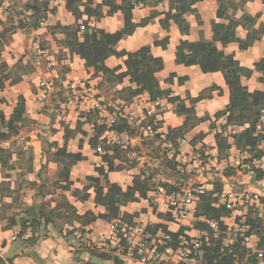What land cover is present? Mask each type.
I'll list each match as a JSON object with an SVG mask.
<instances>
[{
	"label": "crops",
	"instance_id": "obj_1",
	"mask_svg": "<svg viewBox=\"0 0 264 264\" xmlns=\"http://www.w3.org/2000/svg\"><path fill=\"white\" fill-rule=\"evenodd\" d=\"M43 1L0 0V117L16 120L17 103L23 102L21 120L15 121L17 135L0 142L11 151L9 165L3 168L0 163V264H114L113 258L119 264H144L135 258L124 260L117 245L124 243V230L138 228L160 240L164 232L156 225L201 241L210 231L214 237L221 235L224 247L239 241L256 248L259 237L249 233L248 225L244 229L248 242L231 235L246 220L248 210L234 201L227 206L220 198V194L257 193L264 202V178L255 180V171L241 172L232 166L244 146L237 147L228 135L229 148L219 150L214 136L225 122L215 114L228 112L239 98L221 70L203 71L197 62H181L176 51L183 40L213 41V25L222 24L226 30L245 12L253 23L234 24L226 30L233 33V40L214 45L219 53L231 55L239 68L249 70L248 75L239 73L244 92L262 90L264 73L255 65L264 58V0L198 1L194 11L182 15L187 31L172 19L161 24L165 6L144 0H137L128 20L119 8L122 0H74L70 6L68 0L57 6L48 0L34 27L36 16L25 6L43 11ZM221 1L223 16L218 17ZM124 5L128 7L127 2ZM84 22L104 35L120 32L119 39L107 45L111 51L103 61L87 64L72 45L76 25ZM249 37H255L253 43L240 48L239 42ZM82 39L79 33L78 40ZM124 54L131 55L126 62ZM147 68L150 76L144 77ZM94 101L101 109L93 107ZM120 104L125 105L123 113L132 116L119 112ZM148 110L157 113V128L165 132L172 149L136 126L151 122ZM117 116L133 129L128 145L122 147L126 150L120 152L109 146L122 134L99 129L100 124L109 127L107 120ZM226 130L240 132L242 127ZM104 155L113 170H108ZM183 159L185 172L180 171ZM135 179L136 191L130 189ZM196 185H202L204 194L177 222L172 200L179 199L183 188ZM201 199L205 203L200 205ZM206 205L223 206L224 212L219 218L203 215ZM114 223L120 229H114ZM71 229L95 246L78 247ZM16 233L29 237L11 242L9 237ZM159 264L179 262L163 255Z\"/></svg>",
	"mask_w": 264,
	"mask_h": 264
},
{
	"label": "trees",
	"instance_id": "obj_2",
	"mask_svg": "<svg viewBox=\"0 0 264 264\" xmlns=\"http://www.w3.org/2000/svg\"><path fill=\"white\" fill-rule=\"evenodd\" d=\"M74 0H68L67 5ZM112 1V0H111ZM144 1H153L154 3H161L165 6V9L162 11L164 17L160 20L161 24L168 25V22L172 19L180 27H183L184 20L182 15L187 11H194L192 6L201 0H144ZM128 3V7L124 4ZM137 0H122V4L119 8L123 11L125 19L128 20L131 14V9L135 5ZM242 2V1H241ZM48 0H44L42 5L44 10L41 11L40 7L36 5H26V10H31L33 15L36 16V19L33 22V26H38L37 17L46 12V7ZM222 1L220 3L219 10L217 12L218 17L223 16L222 11ZM43 12V13H42ZM253 18L247 13L242 12L241 21L229 22L226 30L234 25H243V27L248 26V24L253 23ZM187 31V27H183ZM213 30V41H207L199 44L190 43L186 40L181 41L179 47L177 48L176 55L181 62H197L203 71H214L221 70L224 73L225 82L228 88L233 94L238 98V105L231 107L228 112H218L215 114V118L225 117V122L221 125V131L216 133L215 139L219 142V150L221 147L224 149L229 148L226 143V137L232 135L235 139L237 147H243L240 150V153H246L249 157H264V146L259 148L258 144L260 142L264 143V134L257 133L255 131V125L261 120V117L264 115V77L261 78V83L263 88L260 91H254L251 93L244 92L240 85L239 73H245L248 75L249 70L244 68H239L237 61L233 59L231 55H224L219 53L214 41H220L221 43H227L232 41L234 36L233 33L227 32L225 26L222 24H216L212 26ZM220 31L223 32V35L219 37ZM264 31V28L262 29ZM81 33L83 39L82 41L78 40V34ZM72 37V45L77 47V52L81 58L85 59L87 64L97 61H103L104 57L111 51L108 49L109 43H115L119 37L120 32L116 33L114 36L104 35L100 30H95L89 28L84 22L83 24L76 25ZM255 37H249L244 42H239V47L242 49L247 48L253 43ZM184 48H187L188 52H184ZM125 62L127 58H131V55H121ZM256 68L260 69L264 73V58L260 60L259 63L255 65ZM150 76V71L147 68L146 74L144 77ZM168 101L175 102L177 98L167 97ZM228 104V102H227ZM240 108V109H237ZM237 110V111H236ZM16 120L10 118L5 120L3 116L0 117V142L7 141L11 136H15L18 133L19 125L15 124L20 122L22 113H23V102L22 99L17 103ZM231 126L242 127L240 132H227V128ZM105 129L107 133L116 132V133H128L132 135L133 129L127 123L125 119L119 118L117 116L115 123L106 127L105 124H100L99 129ZM224 134V135H223ZM113 151L120 152L123 149L116 143H112L109 146ZM11 151L9 149H4L0 147V163L1 167L5 168L10 163ZM103 159L106 160L108 164V170H113L114 167L110 163L106 155L103 156ZM264 178V171H255L254 179L260 180ZM139 181L134 180L133 187L130 189L138 190ZM145 190V189H144ZM130 196V191L128 193ZM205 203V200L199 202ZM199 205V206H200ZM223 206L217 208L211 206H205V210L202 212L203 215L213 216L219 218L220 214L224 212ZM86 215V214H85ZM103 219H109V215L98 216ZM94 219V216L92 217ZM26 222V221H25ZM24 222V223H25ZM246 224L249 227V233H253L259 237V244L256 248H246L240 244L239 241L233 243L230 248L224 247L222 244V237H214L212 232H208V238L201 241L199 247H192L190 251V257L198 260L200 264H235L236 262H241L246 260L247 264H258L261 258H264V211L262 213L254 212L252 209H248L246 216ZM156 229H161L165 234H169L171 240L169 245L174 249L178 243V237L180 236L179 232H171L167 230L163 225H156ZM150 228L147 226V229ZM102 256V255H101ZM114 264H119L116 258H113ZM118 262V263H117Z\"/></svg>",
	"mask_w": 264,
	"mask_h": 264
},
{
	"label": "built area",
	"instance_id": "obj_3",
	"mask_svg": "<svg viewBox=\"0 0 264 264\" xmlns=\"http://www.w3.org/2000/svg\"><path fill=\"white\" fill-rule=\"evenodd\" d=\"M61 0H52V4L57 6ZM40 25L44 24V20L42 19L39 22ZM40 106L43 107L45 105V95L42 93L39 96ZM93 107L96 109H101L102 105L94 101ZM161 112L165 111L164 108H160ZM119 112H121L126 118L128 116H132L131 113H123L125 110V105L120 104L118 107ZM147 115L151 116V122L148 124L137 123L136 126L140 130H142L146 135L155 136L159 141L163 143L164 148L172 149V144L166 139V134L164 131L157 128V113L148 110ZM115 118L111 117L107 120L109 125L115 123ZM255 131L260 134H264V120H260L255 125ZM116 134V133H114ZM122 139L113 141L118 144L120 147H126L130 140V135L128 133H121ZM114 139V136H112ZM184 142V140H182ZM187 164V160L183 159L180 167L181 172H185L187 169L185 168ZM233 168L241 171V172H254V171H264V157H249L248 154L242 153L238 155L232 161ZM204 194V188L202 185H196L193 187H187L180 190L177 193L178 200H172V204L174 206V218L177 222L183 221L188 214L189 208L194 204L197 199ZM220 198H222L227 206L232 207L233 201L239 202L246 210L252 209L254 212L262 213L264 211V202L261 200V197L257 193L250 194H220ZM232 201V202H231ZM244 217V215H243ZM246 220L243 218V221L232 230L231 235L234 238L241 237L243 242L249 241V236L247 232L244 230L246 226ZM216 228V224H214ZM113 228L118 230L120 226L116 223L113 224ZM123 231V230H122ZM124 235V243L121 245H117V251L119 255L122 256L124 260L137 259L139 262L144 264H159L163 255H169L171 260H177L179 264H200V262L194 258L190 257V251L192 247H199L201 244L200 238L190 239L186 236H179L178 243L176 248L174 249L169 242L171 237L169 234L163 233L160 237V240H155L151 238V235L145 233L142 229H135L132 231H123ZM71 235L74 238L76 245L78 247H93L95 243L86 237H83L81 232L77 229H71ZM28 238V233H23L19 236L17 233L12 234L9 237L11 242L16 241L17 238ZM105 247V245L103 246ZM107 247V246H106ZM174 256V257H173ZM175 258V259H172ZM258 264H264V258H261Z\"/></svg>",
	"mask_w": 264,
	"mask_h": 264
}]
</instances>
